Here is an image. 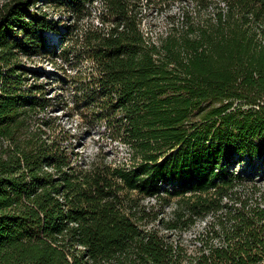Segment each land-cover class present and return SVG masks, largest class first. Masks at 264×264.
<instances>
[{"label":"trees","instance_id":"1","mask_svg":"<svg viewBox=\"0 0 264 264\" xmlns=\"http://www.w3.org/2000/svg\"><path fill=\"white\" fill-rule=\"evenodd\" d=\"M215 4L158 44L142 0H0V264H264V177L236 166L264 163V0ZM35 56L91 62L75 106ZM67 109L132 163L82 156Z\"/></svg>","mask_w":264,"mask_h":264},{"label":"rangeland","instance_id":"2","mask_svg":"<svg viewBox=\"0 0 264 264\" xmlns=\"http://www.w3.org/2000/svg\"><path fill=\"white\" fill-rule=\"evenodd\" d=\"M145 7L144 15L147 21L146 31L150 37L159 41L162 35L166 36L172 29L181 28L188 23V20H192L196 23L210 19L215 15L216 5L208 3L203 0H142ZM205 4V5H203ZM53 14L50 18H55L56 21L64 20L63 23L58 24V28L65 31L64 23H71L72 19L67 17V14L63 12H54L53 6L47 7ZM52 18V19H53ZM94 21L96 19L94 18ZM88 22V19L84 20L82 24ZM45 36L47 44H49L51 50L54 53L48 55L51 59L56 58L57 51H60L61 37L58 30L46 31ZM75 55V54H73ZM62 65L64 62L59 60ZM28 66L32 69H38V75L41 79H49L52 86H49L50 95L55 94V97L61 98V102H69L70 108L75 106L77 102V95H82V92L77 88V79H88L91 72V62L87 59L78 60L75 56L72 57V64L70 63L68 69L65 70L54 65L52 61L47 60L44 57L35 56L32 59L29 58ZM80 73H83L81 75ZM31 80L34 79L33 74H29ZM80 93V94H78ZM58 115L61 116L64 125L71 127L75 132L79 130L82 144H80V151L82 156L93 158L98 152L103 149L107 151L111 160L117 162L132 163L133 149L130 144L125 143L121 138L114 137L113 133L108 128L109 123L107 119L84 121L80 114L75 113L71 115L70 109L65 111L58 110ZM253 163H236V166L240 170L247 172H253L251 168L255 166V172H258L259 176L264 177V163L262 161ZM193 233H188V236Z\"/></svg>","mask_w":264,"mask_h":264},{"label":"built area","instance_id":"3","mask_svg":"<svg viewBox=\"0 0 264 264\" xmlns=\"http://www.w3.org/2000/svg\"><path fill=\"white\" fill-rule=\"evenodd\" d=\"M146 24H147V21H146V18L143 19V23H142V26H143V30H144V33L146 35V37H150L149 33L146 31ZM155 43H160V39L159 41L153 39L152 37H150Z\"/></svg>","mask_w":264,"mask_h":264}]
</instances>
